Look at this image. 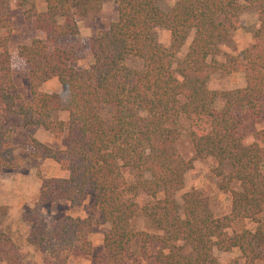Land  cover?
I'll return each instance as SVG.
<instances>
[{"label":"trees","instance_id":"16d2710c","mask_svg":"<svg viewBox=\"0 0 264 264\" xmlns=\"http://www.w3.org/2000/svg\"><path fill=\"white\" fill-rule=\"evenodd\" d=\"M11 1L0 0L5 117L65 139L62 150L32 140V156L54 162L66 174L42 180L43 204L67 202L78 208L87 192L92 193L85 219L66 216L51 222L37 211L23 215L30 225L28 242L47 256L46 264H67L78 243L83 254H90L84 234L95 212L109 225L103 236L105 264H220L214 253L233 249L244 264L264 262V230L259 225L264 211V129L253 134L250 144L241 134L243 114L252 119L264 114V0H176L166 12L159 0H43L41 12L34 0H16L42 35L18 51L28 67L29 98L24 103L15 93L8 52ZM111 1L117 20L89 38L92 64L74 68L78 51L72 42L78 22L100 13ZM245 10L257 17L253 43L216 61L221 45L242 27ZM158 28L169 31L168 48L158 43ZM187 41L186 53L177 57ZM129 56L141 60L143 68L127 67ZM212 70L242 74L244 87L209 90ZM52 79L61 93L41 91ZM218 99L223 101L219 110L214 107ZM105 109L110 112L103 117ZM59 113H66L67 120H59ZM181 118L189 122L194 151L189 160L175 146ZM207 158L217 165L219 190L230 196V212L222 217L214 216L197 191L182 194L181 202L176 198L193 162ZM18 167L9 130L0 120V173ZM124 171L133 174L132 182ZM139 194L152 200L139 206L134 201ZM138 214L159 233L136 230L133 220ZM243 220L257 226L229 234L232 225ZM3 241L0 233V244ZM151 246L157 248L152 255Z\"/></svg>","mask_w":264,"mask_h":264},{"label":"rangeland","instance_id":"374dc122","mask_svg":"<svg viewBox=\"0 0 264 264\" xmlns=\"http://www.w3.org/2000/svg\"><path fill=\"white\" fill-rule=\"evenodd\" d=\"M176 0H159V7L168 11L173 7ZM37 11L45 8L43 0H34ZM11 34L8 44V52L11 56L12 78L15 86V93L21 97L24 103L29 98L28 89V67L19 59L18 51L22 45L30 43L33 39L41 38L33 22L25 17V8L19 7L16 0L10 3ZM117 20L116 6L113 1L106 3L101 12L88 16L78 22L79 33L73 39V45L78 51V59L72 63L76 69H87L92 64V56L89 51L88 40L95 36L100 30L106 29L111 23ZM242 27L233 32L224 45L220 47V53L215 60L223 62L227 56L236 55L253 43V33L258 28L256 14L245 10L241 16ZM3 32L0 31V36ZM158 43L168 48L170 33L166 29L156 30ZM190 41V40H189ZM189 41L183 47L177 57L181 58L186 53ZM127 67L141 70L143 62L138 58L129 56L125 60ZM244 86L242 74L225 75L223 72L212 70L208 81V89L211 91H229ZM41 91L45 93H61V87L56 79L46 82ZM223 101L218 99L214 105L219 110ZM110 110L105 109L102 115L108 116ZM59 120L66 121L67 114H57ZM244 127L241 134L246 142L250 144L255 132L264 129V114L259 119H252L243 114ZM0 120L8 128L14 153L19 160V167L16 169H5L0 173V233L4 235V241L0 244V264H46L47 256L37 247L28 242L30 225L24 221L23 215L28 212L37 211L43 214L49 221H57L63 217L85 219L88 217V207L91 205L92 193L87 192L83 205L79 208H71L69 203L60 202L57 204H43L39 196V188L42 180L50 178H63L66 174L51 161L36 159L32 156V140L35 139L41 144L55 150H62L65 147V139L56 140L46 131L37 128H24L16 119L6 118L4 106L0 97ZM179 139L176 142V149L179 155L189 160L193 157L194 151L188 138L189 122L185 118L179 120ZM216 163L212 158L196 160L193 162L192 170L184 176V188L177 193L176 198L181 202V195L197 191L206 199L215 217H222L230 212V196L219 190L218 183L221 178L217 177ZM132 173L124 171V176L130 182L133 181ZM161 195H158L160 198ZM152 199L146 195L139 194L134 201L143 205ZM92 226L85 230L84 240L91 243V252L85 255L81 251V244H77L67 259V264H105L106 256L103 250V235L109 229V225L102 222L98 212L90 216ZM260 226L264 230V211L260 215ZM257 224L249 220L235 222L229 234L240 232L243 229L253 230ZM133 227L138 231L150 234H158V230L152 226L141 214L133 220ZM132 249L139 255V245L134 243ZM150 254H155L157 248L151 246ZM185 252H189L185 250ZM220 264H244L241 254L237 249L230 252H215ZM142 264H154L152 260L142 261ZM127 264H130L129 262ZM257 264H264L259 262Z\"/></svg>","mask_w":264,"mask_h":264},{"label":"crops","instance_id":"0c3cea01","mask_svg":"<svg viewBox=\"0 0 264 264\" xmlns=\"http://www.w3.org/2000/svg\"><path fill=\"white\" fill-rule=\"evenodd\" d=\"M244 87V86H243ZM242 88V87H241ZM47 161H49V160H47ZM83 205V204H82ZM79 208V207H78ZM80 219V218H79ZM106 224V223H105ZM109 230V229H108ZM105 234V233H104ZM104 236V235H103Z\"/></svg>","mask_w":264,"mask_h":264}]
</instances>
